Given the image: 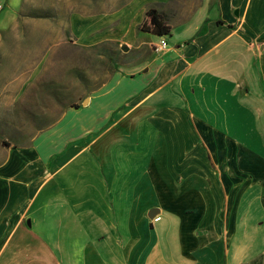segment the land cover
<instances>
[{"label": "crops", "instance_id": "crops-1", "mask_svg": "<svg viewBox=\"0 0 264 264\" xmlns=\"http://www.w3.org/2000/svg\"><path fill=\"white\" fill-rule=\"evenodd\" d=\"M169 1L74 5L67 28L76 45L163 53L120 68L125 74L85 108L41 124L26 146L4 149L0 264L264 261V249L252 254L249 243L252 229L264 240V0H202L178 24L201 9L195 32L156 50L163 38L137 39L147 34L139 27L148 8ZM27 5L0 0L2 52H25L31 27L51 25L27 16ZM196 88L213 93L216 109L194 108Z\"/></svg>", "mask_w": 264, "mask_h": 264}, {"label": "rangeland", "instance_id": "rangeland-1", "mask_svg": "<svg viewBox=\"0 0 264 264\" xmlns=\"http://www.w3.org/2000/svg\"><path fill=\"white\" fill-rule=\"evenodd\" d=\"M201 2L202 0H170L154 7L164 14L170 26H175L185 22L200 7ZM69 4L71 7L66 8L62 0H28L26 12L39 22L51 20V25L42 23L31 27L36 33L35 39L27 38L23 53L10 52L11 47L9 52L0 50V161L8 145L29 144L35 135L32 131L41 128V124H52L66 110L85 108L84 100L103 89L113 80L116 73H124L126 67L129 69L133 65L145 64L148 60L157 61L155 58L163 53L157 51L149 56V50L142 47L140 51H133L129 50L126 44L117 45L113 42H104L88 48L76 45L67 28V19L69 14L74 12V5H81V0H69ZM202 14L200 9L196 13L198 16L194 15L189 24L172 27V37H168L167 41L163 38L168 46H173L175 40L194 33L198 17ZM148 35L150 34H139L137 39H150ZM252 42L257 47L260 44L259 39L252 38ZM36 46L38 48L33 51ZM123 46L128 47V51H123ZM236 56L238 57V53ZM226 61L227 59L223 60L224 63ZM120 68L123 70L120 71ZM207 76L205 71L202 79ZM127 86L129 84L117 88L116 93L121 98L130 90ZM207 90L202 92L196 88V94L191 95L190 99L194 108L200 106L199 109L208 111L216 109L214 95ZM36 114L40 117L37 118ZM168 134L172 140L177 141L179 138L178 132L171 131ZM260 230L250 231L252 254L264 249ZM249 255L250 252L247 257ZM0 262L2 263L1 260ZM24 264L36 262L27 261ZM250 264H264V261Z\"/></svg>", "mask_w": 264, "mask_h": 264}, {"label": "trees", "instance_id": "trees-1", "mask_svg": "<svg viewBox=\"0 0 264 264\" xmlns=\"http://www.w3.org/2000/svg\"><path fill=\"white\" fill-rule=\"evenodd\" d=\"M27 12L26 15L31 16L30 13ZM217 23L220 25L224 24L222 21H218ZM139 30L143 33L167 39L171 36L172 27L163 13L158 11L155 7H150L144 14ZM3 144L7 145L5 142H3Z\"/></svg>", "mask_w": 264, "mask_h": 264}, {"label": "built area", "instance_id": "built-area-1", "mask_svg": "<svg viewBox=\"0 0 264 264\" xmlns=\"http://www.w3.org/2000/svg\"><path fill=\"white\" fill-rule=\"evenodd\" d=\"M166 46H167V42L164 39H161L159 41V44L156 46V50H163L166 48ZM157 220H159V217L154 218V221H157Z\"/></svg>", "mask_w": 264, "mask_h": 264}, {"label": "water", "instance_id": "water-1", "mask_svg": "<svg viewBox=\"0 0 264 264\" xmlns=\"http://www.w3.org/2000/svg\"><path fill=\"white\" fill-rule=\"evenodd\" d=\"M122 50H123V51H127V47H126V46H123V47H122ZM85 103H86V100L83 102V105H84ZM154 212H156V209H152V210L150 211L149 216L151 217L152 214H153Z\"/></svg>", "mask_w": 264, "mask_h": 264}]
</instances>
